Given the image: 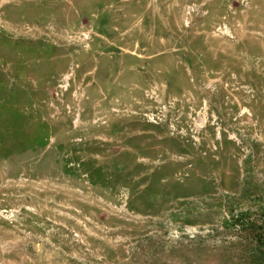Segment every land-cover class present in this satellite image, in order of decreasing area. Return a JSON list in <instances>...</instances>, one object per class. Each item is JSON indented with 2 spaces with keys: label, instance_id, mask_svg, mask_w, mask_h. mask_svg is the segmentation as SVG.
<instances>
[{
  "label": "rangeland",
  "instance_id": "obj_1",
  "mask_svg": "<svg viewBox=\"0 0 264 264\" xmlns=\"http://www.w3.org/2000/svg\"><path fill=\"white\" fill-rule=\"evenodd\" d=\"M0 264H264V0H0Z\"/></svg>",
  "mask_w": 264,
  "mask_h": 264
}]
</instances>
